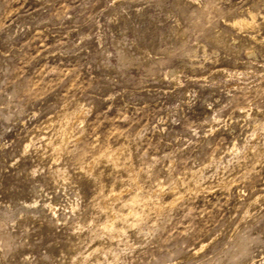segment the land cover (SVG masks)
<instances>
[{"label":"rangeland","instance_id":"374dc122","mask_svg":"<svg viewBox=\"0 0 264 264\" xmlns=\"http://www.w3.org/2000/svg\"><path fill=\"white\" fill-rule=\"evenodd\" d=\"M0 264H264V0H0Z\"/></svg>","mask_w":264,"mask_h":264},{"label":"bare ground","instance_id":"6f19581e","mask_svg":"<svg viewBox=\"0 0 264 264\" xmlns=\"http://www.w3.org/2000/svg\"><path fill=\"white\" fill-rule=\"evenodd\" d=\"M234 25L236 26H239L241 29H247V28H254L255 26V19L253 18L252 21L248 22L247 20H243V19H240V20H237V21H234ZM171 71V70H170ZM172 73V71H171ZM170 73V74H171ZM169 74V72L167 73ZM173 74V73H172ZM172 74L170 76H172ZM85 114V113H84ZM80 116V115H79ZM71 128V127H70ZM69 135V134H68ZM65 136V135H64ZM68 137V136H67ZM116 151V150H115ZM110 153V152H109ZM114 154V153H113ZM117 154V153H115ZM114 154V155H115ZM119 155V154H118ZM114 160V159H113ZM158 194V193H157ZM120 195V194H119ZM116 199V198H115ZM130 200V199H129ZM134 202V201H133ZM130 204V203H129ZM131 205V204H130ZM104 206V205H103ZM107 206V205H106ZM113 213V212H112ZM113 215V214H112ZM114 216V215H113ZM113 216H110L111 218ZM110 221V220H109Z\"/></svg>","mask_w":264,"mask_h":264}]
</instances>
